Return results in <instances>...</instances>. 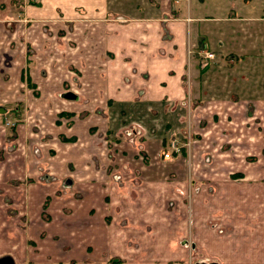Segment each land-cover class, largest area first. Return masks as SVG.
<instances>
[{
  "label": "crops",
  "instance_id": "crops-1",
  "mask_svg": "<svg viewBox=\"0 0 264 264\" xmlns=\"http://www.w3.org/2000/svg\"><path fill=\"white\" fill-rule=\"evenodd\" d=\"M193 9L192 0L189 6L185 0H41L27 7L22 20L28 21L17 24L21 39L34 44L32 65L66 68L64 78L71 66L81 70V83L89 86L85 107L94 110L101 102L105 110L98 115L75 101L68 104L67 111L81 113L68 115L65 123V135L76 140H57L52 157L71 161L76 170L55 174L68 181L45 193L51 206H44L37 187H17L21 195L33 196L27 231L36 245L3 253L14 264H264L260 92L246 95L234 86L217 95L215 78L201 80L198 94L189 95L195 137L171 159L163 156L164 139L145 133L149 127L137 122L139 112L150 119L157 104L188 106L182 79L189 33L207 35L222 48L225 41L242 42L264 29L260 23L249 28L244 21L251 17L234 15L216 17L228 28L195 30L201 17ZM20 56L19 65L28 55ZM197 70L190 68L191 77L198 78ZM51 72L46 78H56ZM125 108L131 122L116 116L120 109L127 113ZM182 123L169 127V136H177ZM43 208L51 220L41 216Z\"/></svg>",
  "mask_w": 264,
  "mask_h": 264
},
{
  "label": "rangeland",
  "instance_id": "rangeland-1",
  "mask_svg": "<svg viewBox=\"0 0 264 264\" xmlns=\"http://www.w3.org/2000/svg\"><path fill=\"white\" fill-rule=\"evenodd\" d=\"M178 1L180 0H176ZM189 2L190 0H185L188 6ZM40 3L41 0H0V50L6 51L5 55L0 54V105L7 109L6 113H0V245L3 246L0 249L2 251L0 256L8 252L33 250L36 245L35 238L31 237L27 231L30 215L35 209L33 196L21 195L17 187L26 189L37 187L41 190L44 206L48 207L53 203L50 196H47L51 195L50 189L58 186V183L65 186L68 181L65 176L57 175H64L67 170L71 172L76 170L71 161L66 163L65 159L55 157L53 162L52 157L55 156L59 147L57 140L65 142H67L65 138H71L68 141L76 140L75 136L65 135V123L68 115L81 117V113L67 111L68 104L75 101L73 104L88 110L87 113L96 111L98 115L105 110L101 102H97L94 110L85 107L89 100L86 94L88 92L86 88L89 86L81 83V70L70 65L71 73H68V78H64L65 75L60 76L66 68L36 67L32 65L33 60H28L35 53L34 44L28 37L21 39L22 31L17 23L22 20L27 7L38 6ZM192 4L194 7L192 13L201 17L198 23L195 22V30L200 27L203 32H207L214 25L219 28H228V23L216 22V17H222L219 19L224 20L234 15L251 17L244 21L249 28L258 27V23L264 26V19H262L264 18V0H192ZM188 24L190 25L189 17ZM233 25H238V22ZM188 36L186 49L190 56L186 59L187 71L182 79V84L187 90V98L184 101L188 103V106L185 103L182 105L183 101L175 104L168 102L166 107L157 104L151 108L150 119L143 112H139V117L134 116L138 117L137 122L143 120L149 127L145 133L164 139L163 150L169 153V159L179 154L181 149L188 148L187 145H190L191 139L195 137L191 127L193 120L189 95L193 90L198 94L201 80L204 79L205 82L215 78L212 82L218 83V88L215 89L217 95L224 96L232 87L239 86L244 94L252 95L255 91L260 92L259 97L264 99V46H261V42L264 41V29L253 30L248 40L241 37L242 42L241 40L238 43L225 41L222 48L215 42L211 44L207 35L189 33ZM32 37L37 40L35 31ZM60 39L62 40L58 38L59 41ZM24 40L27 41L24 43ZM206 42L207 45H205ZM6 46L8 50L5 49ZM22 53L28 57L26 56L25 63L19 65L18 59ZM208 54L211 55L208 56ZM205 61L210 62L205 65ZM194 65L198 68V78H193L190 74V68ZM240 67L243 69L237 72ZM50 70H52L51 75L56 78H46L47 75L50 76L48 74ZM242 81L243 84H241ZM68 90L76 92L79 99L76 101L63 98L61 94ZM210 92L212 90L208 88L205 90L207 95ZM107 105L118 104L109 102ZM256 107H258L257 104ZM125 109L128 110L127 113H123L120 109L116 116L123 121L131 122L128 118L131 110ZM63 112L66 114H62ZM178 116L180 118L175 120ZM179 119L183 120L184 128L177 132V136H169V127ZM161 126H166L163 128L166 130L165 136L161 133ZM98 132L96 129L95 133ZM256 142L261 146L263 139L259 138ZM18 150H21V153H18ZM260 151L263 153L262 150ZM69 163H72V166ZM6 173L10 174V177H7ZM43 209L45 213L41 210V216L45 220H51L48 208ZM198 264L207 263L198 262Z\"/></svg>",
  "mask_w": 264,
  "mask_h": 264
},
{
  "label": "water",
  "instance_id": "water-1",
  "mask_svg": "<svg viewBox=\"0 0 264 264\" xmlns=\"http://www.w3.org/2000/svg\"><path fill=\"white\" fill-rule=\"evenodd\" d=\"M61 96L67 100H77L79 99V95L72 91V90H68L65 91L61 94ZM7 109L4 106L0 105V113H6ZM14 259L12 256L10 255H3L0 257V264H14Z\"/></svg>",
  "mask_w": 264,
  "mask_h": 264
},
{
  "label": "built area",
  "instance_id": "built-area-1",
  "mask_svg": "<svg viewBox=\"0 0 264 264\" xmlns=\"http://www.w3.org/2000/svg\"><path fill=\"white\" fill-rule=\"evenodd\" d=\"M210 55H211V54H208V56H210ZM206 58H207V60H209V58H208L207 56H206ZM207 63H208V62L205 61L204 64L206 65ZM164 156H165L166 158L170 157L168 152H165V153H164Z\"/></svg>",
  "mask_w": 264,
  "mask_h": 264
},
{
  "label": "trees",
  "instance_id": "trees-1",
  "mask_svg": "<svg viewBox=\"0 0 264 264\" xmlns=\"http://www.w3.org/2000/svg\"><path fill=\"white\" fill-rule=\"evenodd\" d=\"M28 60L31 61V59H28ZM62 114H66V112H63ZM65 139L70 140L71 138H65Z\"/></svg>",
  "mask_w": 264,
  "mask_h": 264
},
{
  "label": "bare ground",
  "instance_id": "bare-ground-1",
  "mask_svg": "<svg viewBox=\"0 0 264 264\" xmlns=\"http://www.w3.org/2000/svg\"><path fill=\"white\" fill-rule=\"evenodd\" d=\"M212 56L214 57V54Z\"/></svg>",
  "mask_w": 264,
  "mask_h": 264
}]
</instances>
